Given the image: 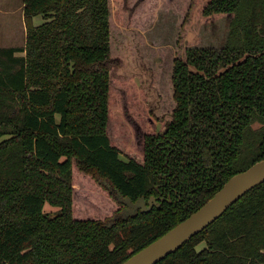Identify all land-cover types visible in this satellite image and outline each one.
<instances>
[{
  "label": "trees",
  "instance_id": "trees-1",
  "mask_svg": "<svg viewBox=\"0 0 264 264\" xmlns=\"http://www.w3.org/2000/svg\"><path fill=\"white\" fill-rule=\"evenodd\" d=\"M132 11L22 0L25 44L0 47V264H121L264 160V0H188L160 117L158 72L111 52ZM225 16L221 49L182 47ZM112 187L163 200L121 216ZM156 264H264V183Z\"/></svg>",
  "mask_w": 264,
  "mask_h": 264
},
{
  "label": "rangeland",
  "instance_id": "rangeland-1",
  "mask_svg": "<svg viewBox=\"0 0 264 264\" xmlns=\"http://www.w3.org/2000/svg\"><path fill=\"white\" fill-rule=\"evenodd\" d=\"M130 0L131 20L126 28L111 26V52L132 58V66L145 63L158 73L155 84L163 97L156 111L158 116L172 110V88L168 81L174 58L179 25L188 0ZM230 17L225 16L209 24L192 23L188 34L182 37V47L221 49L226 41ZM22 15V0H0V47H22L26 28ZM163 100V101H162ZM254 128L259 124L255 123ZM44 212L56 214L57 207L44 205ZM200 244L197 250H201Z\"/></svg>",
  "mask_w": 264,
  "mask_h": 264
},
{
  "label": "water",
  "instance_id": "water-1",
  "mask_svg": "<svg viewBox=\"0 0 264 264\" xmlns=\"http://www.w3.org/2000/svg\"><path fill=\"white\" fill-rule=\"evenodd\" d=\"M262 183H264V160L256 162L245 171L232 176L199 209L121 264H156L167 255L174 253L192 236L219 218L244 194ZM111 193L117 202L126 207L121 216H127L136 210L150 211L154 206L159 207L157 200H163L152 196L146 204L143 198H138L133 202L129 197L121 196L113 187ZM116 219L117 217L113 221Z\"/></svg>",
  "mask_w": 264,
  "mask_h": 264
}]
</instances>
